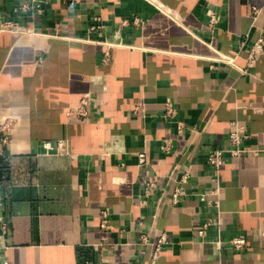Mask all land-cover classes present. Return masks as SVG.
Wrapping results in <instances>:
<instances>
[{"label": "crops", "instance_id": "crops-1", "mask_svg": "<svg viewBox=\"0 0 264 264\" xmlns=\"http://www.w3.org/2000/svg\"><path fill=\"white\" fill-rule=\"evenodd\" d=\"M0 15L24 29L0 32V264H264V53L241 71L264 0H0ZM237 129L243 153L208 164Z\"/></svg>", "mask_w": 264, "mask_h": 264}, {"label": "built area", "instance_id": "built-area-1", "mask_svg": "<svg viewBox=\"0 0 264 264\" xmlns=\"http://www.w3.org/2000/svg\"><path fill=\"white\" fill-rule=\"evenodd\" d=\"M33 1H38V0H33ZM27 7V4L23 5V8ZM37 10H39V4H36ZM218 18L215 14H210V25H213L217 22ZM24 29L16 22L9 20V19H5L4 17H2L0 15V32L2 31H23ZM264 53V36L261 34H259V36L253 41V43L251 44L248 54H247V58H246V64L245 66H243L241 68V71H245L247 70L248 67H250L251 65H253L257 58ZM218 60L222 61V62H231L233 61V58H231L229 55L227 54H220L218 57ZM85 101L83 100L81 105H79L78 107H76V111L80 112V113H84V105H85ZM171 109H167V113L170 114ZM3 127V128H2ZM5 131V135L3 136V141H6L8 139V134L7 131L5 130L4 126H1L0 128V132L3 133ZM247 136L242 132L241 129H237L233 132L230 133L229 135V143L231 145V147L229 148H216L214 150H212L208 156H207V162L208 164H210L211 166L215 167L216 169H218L221 164L225 161V155L226 153H228L231 156H238L241 153H243V148L241 147L242 141L246 138ZM43 148L46 151L49 152H55V153H63L65 152V141L64 140H57V141H44L42 143ZM140 160L143 161L144 159V154L140 153L139 154ZM185 176H187V174H185L183 176V181H185ZM153 185V182H149V186ZM207 192H201L199 194L200 199L201 200H207ZM102 224L104 225L106 223L107 220V213H102ZM200 234L205 233L204 229H201ZM140 240L143 243H147L148 241V236L142 235L140 237ZM164 237L161 236L160 238H158L157 242L154 244L155 245V251L157 252L161 243H163ZM245 237L240 235L237 236L235 238H233L232 240H230V245L236 247V248H240L245 244Z\"/></svg>", "mask_w": 264, "mask_h": 264}]
</instances>
